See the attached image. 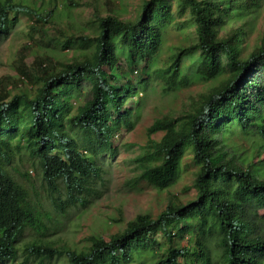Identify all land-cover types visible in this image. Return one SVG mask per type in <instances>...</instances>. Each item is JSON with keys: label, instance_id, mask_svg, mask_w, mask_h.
<instances>
[{"label": "trees", "instance_id": "obj_1", "mask_svg": "<svg viewBox=\"0 0 264 264\" xmlns=\"http://www.w3.org/2000/svg\"><path fill=\"white\" fill-rule=\"evenodd\" d=\"M263 2L143 0L133 18L96 8L85 26L67 33L39 26L51 22L56 5L42 13L0 0V40L19 13L33 11L36 45L72 50L51 68L40 60L32 75L21 71L29 89L0 90V264H264V159L254 161L264 152V41L244 53L249 19ZM171 31L184 40L165 45ZM133 72L140 73L136 81ZM199 83L205 90L146 128L136 157L135 181L161 191L178 181L188 155L191 199L156 217L138 213L108 239L91 234L80 248L41 237L17 246L25 228L47 229L17 158L31 162L57 209L84 206L100 196L118 152L114 139L134 128L142 93L153 84L169 94ZM133 97L135 107L126 106ZM235 133L261 137L257 153H231Z\"/></svg>", "mask_w": 264, "mask_h": 264}, {"label": "rangeland", "instance_id": "obj_2", "mask_svg": "<svg viewBox=\"0 0 264 264\" xmlns=\"http://www.w3.org/2000/svg\"><path fill=\"white\" fill-rule=\"evenodd\" d=\"M28 9L37 12H46L54 5L57 6L56 14L49 23H41L39 26L60 27L70 33L73 29L85 26L97 8L101 15L118 12L122 18H133L140 9L143 0H75L77 6L66 9L61 6L62 0H13ZM176 6L173 5V8ZM31 13H19L18 20L11 28L10 34L0 40V90L8 91L10 95L29 89L31 83L28 79L22 78L21 71L26 70L32 75L37 63L42 60L43 65L51 68L56 65L60 58L68 59L71 56L70 49L40 48L36 40L38 34L31 31L35 23ZM38 24L36 28L39 27ZM226 25L225 28H228ZM249 35L246 38L247 53L256 44L264 41V2L262 6L251 15L248 23ZM73 28V29H71ZM184 34L171 31L165 38V45H176L184 40ZM107 72L110 69H106ZM140 73L133 72L129 77L134 81L138 80ZM124 81L126 78L124 77ZM203 84H194L191 87L171 92L161 93L159 85L153 84L146 93H142V107L136 108V124L132 130L121 129L114 144L117 147V154L110 159L105 178V186L102 187L100 196L91 199V202L84 206L70 207L62 212L50 202L49 193L41 180L38 171L22 156L17 158V170L19 173H26V179L22 181L29 188L32 202L38 214V220L47 227L38 234L31 227L25 228L17 246L21 248L25 243L35 237L46 240H54L58 244H66L71 247L80 248L86 244V239L91 234H100L108 239L111 233L122 230L127 221L133 219L138 213H149L156 217L170 203H185L194 196L192 188L193 172L195 168L190 164V157L186 155L183 159V173L178 181L166 190H157L144 181H135L140 168L137 166L136 157L140 147L147 141L146 128L156 119L169 112H179L189 99L198 92L205 90ZM137 97H133L126 106L135 107ZM77 103V102H76ZM74 104L75 108L77 104ZM230 134V133H229ZM161 132L151 137L159 139ZM262 138L254 136H243L235 133L229 137L228 150L231 153L246 155L248 157L257 153V147L262 143ZM264 142V141H263ZM106 156V155H105ZM264 159V152L258 153L254 161ZM15 173L19 176V173ZM21 179V178H20ZM100 185L96 184V187ZM264 213V209H259ZM21 258L14 263L19 264Z\"/></svg>", "mask_w": 264, "mask_h": 264}]
</instances>
